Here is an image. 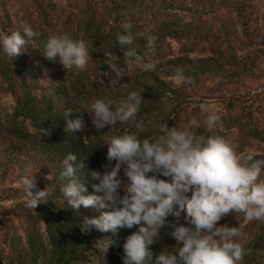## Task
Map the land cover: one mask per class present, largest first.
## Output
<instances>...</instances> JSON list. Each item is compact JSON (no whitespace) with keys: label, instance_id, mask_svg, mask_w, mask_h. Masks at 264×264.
<instances>
[{"label":"clouds","instance_id":"1","mask_svg":"<svg viewBox=\"0 0 264 264\" xmlns=\"http://www.w3.org/2000/svg\"><path fill=\"white\" fill-rule=\"evenodd\" d=\"M132 27L125 23L124 33L116 38L122 48L129 49L124 52L126 64L137 59V52L130 47L134 42ZM38 35L23 22L10 34L0 30V53L13 60L27 51L29 42ZM137 35L145 37V33ZM146 39L145 55L155 56V37L148 35ZM41 50L46 59H58L65 69L83 71L89 63L90 49L85 41L68 33L50 35ZM155 68L154 63L144 64L146 72ZM175 79L177 83L191 82L182 69L177 70ZM143 100L141 92L130 91L119 102L97 98L83 109L65 112L66 133L86 132L84 113L97 132L117 123L132 124L135 131L107 137L103 146L107 147L108 163L103 171H91V179L98 181L92 185V194H86L84 178L82 181L78 175L85 163L68 153L58 177L64 202L76 212L83 206L100 213L85 217L81 229L111 234L97 246L104 254L119 242L121 229L135 226L122 245L123 264H240L248 254L240 242V228L218 222L230 212L242 214L247 222L264 221V158L253 153L241 158L224 137L212 133L221 124V117L204 104L200 108L208 114L203 125L210 134H198L201 122L193 117L189 126L170 128L162 123L158 135L141 138L147 130L145 120L147 125L153 124L147 117L135 119ZM72 113L77 115L69 118ZM21 184L27 208L34 211L48 201L47 188L35 190L34 175L22 177ZM182 214L184 223L180 222ZM165 228L170 229L168 235L175 246H165L154 255L150 246Z\"/></svg>","mask_w":264,"mask_h":264},{"label":"trees","instance_id":"2","mask_svg":"<svg viewBox=\"0 0 264 264\" xmlns=\"http://www.w3.org/2000/svg\"><path fill=\"white\" fill-rule=\"evenodd\" d=\"M215 1L217 0L115 1L111 8L112 12H109L111 21L109 20L107 25L97 15L95 7L88 8L80 20V34L87 43L90 53H95L94 60L99 69V73L95 74L68 68L63 69L57 77L50 71L53 80L43 85L29 60L22 55L12 60L0 53V76L15 101L13 110L5 114L3 121L5 133L12 135L21 144L15 147V151L40 157L34 171H29L24 166L25 161L21 159L17 180L21 182L24 176H39L43 170L44 175L39 178L42 183H36L35 190L47 188L50 193L48 201L38 204L34 211L25 206L24 195L20 197L23 200L18 205L24 226L16 224L14 218L3 219L0 216V264L3 261L5 264H123L122 245L125 237L136 230L135 226L133 229H121L119 242L104 254L97 246L111 234L102 233L95 228L89 231L81 229L85 217H95L100 213L83 206L78 212L68 207L60 192L61 181L58 177L62 170V159L68 153H74L78 161L86 165L78 175L82 181L84 178L86 194H92L94 191L92 185L98 181L91 179V171H103V166L108 163L107 147L103 146L107 137L122 134L124 131H135L134 125L117 123L112 128L106 127L100 133L92 125L88 114L84 113L86 132L66 133L65 112L68 109H83L97 98L119 102L128 92L138 91L144 100L135 119L147 117L153 120L152 125H147L145 120L147 130L141 134V138H153L158 135L162 123H167L170 127L172 115H164L163 110L170 94L177 97V88L172 87V81L160 77L154 71L142 70L136 80L134 77L127 85L117 87L118 89L112 88L110 79L106 76L108 62L111 58L116 61L125 58L124 52L129 50L117 43V35L124 33L125 23H131L134 42L130 47L137 52V56L143 58L151 56L145 55L148 35L155 37V56H159L168 38L183 40L191 34H198L193 28L194 20L183 22L181 14L172 10H184L186 7L189 10L207 12L214 8ZM232 2L235 6V15L239 19L235 25L239 24L240 41H247L251 47L257 44L264 45L259 43V40L264 42V22L255 19L256 24L253 23L254 19L247 11V0ZM38 9L41 20L45 21L43 8L39 6ZM143 20L154 22L156 25L147 29L141 23ZM254 26L258 30L255 31ZM2 31L9 33L6 29ZM138 33H145V37L137 35ZM45 38L41 36L39 40ZM226 38H229L226 41L231 46L233 39L229 36ZM215 54L216 52L211 50L209 55L196 58L177 56L166 59V64L174 68L168 76H176L177 70L182 69L186 78L195 81L201 75L216 73L223 69L224 65L219 63L222 55ZM235 58L238 60L237 54ZM176 113H179V109ZM75 115L77 114L72 113L69 118H74ZM197 132L210 134L204 125L197 129ZM212 133L220 135L214 130ZM249 133L264 140V134L258 129H252ZM120 175L123 177V171ZM107 210L109 209L100 211ZM180 222L184 223V220ZM169 231V228L162 229L161 237L150 246L154 255L165 246L169 249L175 246L176 242L168 235ZM244 246L248 254L240 264H264V230L253 236Z\"/></svg>","mask_w":264,"mask_h":264},{"label":"rangeland","instance_id":"3","mask_svg":"<svg viewBox=\"0 0 264 264\" xmlns=\"http://www.w3.org/2000/svg\"><path fill=\"white\" fill-rule=\"evenodd\" d=\"M115 1L121 0H0V30L6 29L9 33L17 31L23 22L30 24L39 33L21 55L29 60L40 82L47 85L53 80L50 71L59 77L65 68L58 59L53 62L44 57L41 49L46 39L53 34L68 33L73 39L83 40L80 20L86 10L95 7L97 15L107 25L111 21L109 12H112ZM246 4L248 13L254 19L253 23L256 24L255 19L264 22V0H247ZM39 6L43 8L45 21L40 18ZM213 7L207 12L189 10L186 7L184 10H172L181 14L183 22L194 20L193 28L198 34H191L183 40L168 38L159 56H137L135 62L128 64L125 63V58L117 61L111 58L106 76L110 79L112 88L122 87L134 77L136 80L139 72L144 70L145 63H154L156 68L150 71L172 81V87L177 88V97L170 94L163 110L164 115H172L170 128L189 126L193 117L203 126V120L208 114L200 108L204 104L208 111H214L221 117V124L213 130L233 145L238 156L243 158L253 153L257 158H264V140L249 133L252 129H258L264 134V45L251 47L247 41H240L239 24L235 25L239 19L235 15L232 0H217ZM141 23L147 29L156 25L147 20ZM253 29L258 30L255 26ZM41 36L46 38L41 41ZM227 36L233 39L231 46L227 44ZM259 43L264 42L259 40ZM211 50L216 52L215 55H222L219 63L224 65L223 69L213 74L201 75L198 80L190 83H177L175 76H168L174 68L166 64V59L177 56L196 58L209 55ZM94 54L90 53L85 69L92 74L99 73ZM236 54L238 60L235 58ZM6 87L0 76V216L3 219L14 218L16 224L24 226L18 205L23 200L20 197L24 195L22 184L17 180L20 161L24 160V166L29 171H34L40 157L15 151V147L21 144L12 135L5 133V114L11 112L15 105L14 98ZM178 109L179 113H176ZM42 172L43 170L39 176H34L35 183H42L39 179L44 175ZM261 179H264V172L261 173ZM180 221H183V214ZM218 224L239 227L242 233L240 242L243 245L264 230V221L247 222L242 214L231 212Z\"/></svg>","mask_w":264,"mask_h":264}]
</instances>
